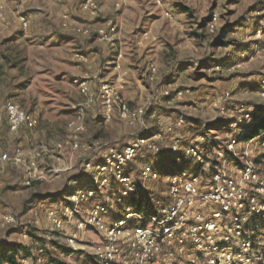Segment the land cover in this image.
Instances as JSON below:
<instances>
[{"label":"rangeland","instance_id":"374dc122","mask_svg":"<svg viewBox=\"0 0 264 264\" xmlns=\"http://www.w3.org/2000/svg\"><path fill=\"white\" fill-rule=\"evenodd\" d=\"M118 1L120 8L116 6ZM81 2L0 0L6 18L0 21V96L14 94L12 99L38 118V125L27 127L22 134L26 137L24 143L19 140L21 135L9 133L1 134V141L9 151L19 145L27 151L48 148L35 171L10 166L0 172V253L13 243L31 246L39 240L45 247L43 254L49 253L67 264H89L95 261L92 247L104 241L99 230L91 229L83 235L79 253L62 256L69 228L56 231L47 217L48 209L61 212L68 204L71 193H64L65 188L85 191L94 183L93 171H86L84 164L98 154L97 147L102 153L106 148H120L133 139L135 132L117 115L105 121L99 100L96 126L100 133L90 130L85 121L86 131L78 135L81 142L93 148H72L68 123L75 116L77 104L84 101V94L73 80L69 58L78 48L100 46L96 35L84 36L81 28L95 31L115 24L114 31L108 29L111 41L98 37L109 45L107 59L111 61L102 66L103 78L96 73L94 90L105 79L132 106L151 110L149 116L146 113V125L152 134L164 131L181 116L185 118L182 128L165 134L161 142L164 159L157 160L149 152L145 161L137 162V170L127 169L139 185L144 184L140 172L145 163L164 167V177L192 169L187 160L176 159L169 151L173 139L181 138L184 144H190L197 135L195 127L202 130L206 124L215 142L223 146L237 136L231 124L238 116L249 113L256 120L264 114V99L258 95L264 78V34H257L264 18V0H96V14L83 10ZM22 17L29 20L26 28ZM64 22L68 25L64 26ZM120 53L121 59L133 61L134 71L114 59ZM165 90L171 91L172 97H165ZM179 90H183L182 96L177 95ZM262 139L264 136L252 142L253 156L261 150ZM57 142H63L64 149H55ZM244 144L239 145V151H243ZM238 163L239 160L228 161L227 170L237 174L234 170ZM97 184L95 200L79 204L81 215L93 202L114 201L117 203L108 209L107 221L123 217L125 211L118 207L122 201L118 183L111 179L107 185ZM145 185L147 194L156 187L155 182ZM161 194L160 197L166 195ZM8 214L17 218V228L2 226ZM245 227L252 233L253 247L251 260L244 264H256L252 258L264 259V231L251 222Z\"/></svg>","mask_w":264,"mask_h":264},{"label":"built area","instance_id":"2783aa9c","mask_svg":"<svg viewBox=\"0 0 264 264\" xmlns=\"http://www.w3.org/2000/svg\"><path fill=\"white\" fill-rule=\"evenodd\" d=\"M116 6L120 8L118 1ZM81 8L96 14L98 5L96 0H82ZM3 6L0 5V21L5 20ZM26 28L29 20L22 17ZM68 23L64 22V26ZM110 31H114L115 24L109 23ZM108 29L81 28L84 36L97 37L111 41ZM257 34H264V18L259 22ZM85 61V56L77 54ZM119 67V66H118ZM155 69H153L154 71ZM97 75L93 78L97 80ZM79 84L84 101L68 127L72 132L70 143L73 149L89 150L93 145L81 142L79 134L86 131V111L92 109L100 100L104 108L105 121L118 116L127 125L133 127V139L120 148H113L102 153L97 147V155L84 164L86 171H93L94 183L88 190H76L69 197L70 203L65 205L61 212L56 208L47 210V217L56 231L68 229L66 236L67 248L78 251L85 232L91 229L99 230L104 241L92 247L95 264H244L251 260L249 256L253 247L252 233L247 230L246 223L256 224L264 231V139L262 147L256 155L250 148L252 142L260 134L249 140L241 137L249 132L254 123V117L249 113L240 115L232 122L237 131L234 136L220 145L215 142L211 129L203 125L201 132L192 143L184 144L181 138L170 142V149L175 158L187 160L192 169L181 175L164 177L160 168L155 164L147 163L140 172L144 184L135 182L128 172V165L139 154L153 153L157 160L165 155L161 142L165 134H173L175 130L185 125V118L179 117L171 122L164 131L153 134L146 125L147 109L143 106H132L110 82L101 80L98 90L89 79L74 80ZM183 90L177 95L182 96ZM165 97L171 96V91L165 90ZM258 95L264 99V78L260 81ZM8 115L9 134H18L23 126L36 127L38 118L27 112L16 101L9 100L3 106ZM2 121L0 115V172L10 163L16 166H25L28 172L37 170L39 159L48 151L46 146L33 150H26L16 146L11 152L1 141ZM246 124H249L247 126ZM245 143L243 151L239 145ZM98 145L99 143H95ZM63 142L55 143V149H64ZM244 147V146H243ZM260 160L258 161V159ZM236 164L233 175L227 170L228 161ZM164 178L168 184L165 196L156 197L148 194L138 207H127L123 217L109 223L108 209L114 207V201L108 203L93 202L85 215H81L78 206L83 201L96 196L98 182L107 185L111 179L118 183L119 201L139 193H146V182H155ZM97 185V186H96ZM252 217V219H251ZM2 226L11 225L17 228L18 220L13 215H5ZM139 223L135 224L133 221ZM253 232V231H252ZM23 244V243H22ZM23 244L29 246L31 253L43 254V243ZM20 264H32L31 259L20 253ZM61 255H66L62 250ZM256 264H264L262 256L252 258ZM42 258H40V261ZM258 261V262H257ZM52 264V263H49Z\"/></svg>","mask_w":264,"mask_h":264},{"label":"trees","instance_id":"16d2710c","mask_svg":"<svg viewBox=\"0 0 264 264\" xmlns=\"http://www.w3.org/2000/svg\"><path fill=\"white\" fill-rule=\"evenodd\" d=\"M186 11H190L189 8L184 7L183 8ZM96 34L93 33L91 36H95ZM14 94H7V95H3L1 94L0 96V108H2V106L9 100H13ZM172 97V94L171 96ZM2 135L4 133H9V122H8V115L7 113L2 110ZM151 114V110L149 112H147V115L149 116ZM86 123L88 125V128L90 130H94L96 131V133H100L99 128L96 126V118H92L91 115H88L86 118ZM26 126H23L20 131L18 132L17 135H21L19 136V140L22 141L24 139V136H22V134L27 130ZM193 129V128H192ZM196 129V131H195ZM195 129H193L195 131V135L197 133V135L200 133L201 131V127L197 126L195 127ZM264 133V114L260 115L256 118V120L254 121V123L251 125V127L249 128V132L244 134L241 139L242 140H248L252 137L258 136L260 134ZM196 135V136H197ZM164 151V149H163ZM11 155H12V151ZM148 156L147 154H139L136 159L134 161H132L129 165H128V169H136L137 170V162L142 161V160H146ZM165 155L163 156L162 159H164ZM260 160V158L258 159V161ZM147 164V163H145ZM10 166H16L12 163L8 164L6 167H10ZM17 167V166H16ZM21 167L23 169V167L25 166H18ZM164 168V167H163ZM163 168H160L161 171L163 172ZM76 178H79V175L75 176ZM155 189L153 190V192H149L148 194H151L153 196L156 197H160V195H162L161 193L166 192L168 189V184L166 182V180L164 178H160L157 181H155ZM75 191V189L73 188H65L64 193H71L73 194ZM98 191V190H97ZM147 193H139L137 195H134L132 197L129 198H125L122 199L121 203L119 204V209H123L125 211V209L127 207H138L148 196ZM95 197L91 198L94 199ZM95 200V199H94ZM68 203H70V200L68 201ZM35 237V236H34ZM39 241V240H37ZM66 254H71V253H79V251H74L70 248H65L63 249ZM23 254L24 257L30 258L32 264H67L65 263L63 260H60L58 258H54L53 256H51L49 253L48 254H32L31 253V249L29 246H24L23 244L20 243H13L11 244L8 248H5L2 253H0V264H20V257H21V253ZM40 258H42V260L40 261ZM89 264H95V261H91Z\"/></svg>","mask_w":264,"mask_h":264},{"label":"crops","instance_id":"0c3cea01","mask_svg":"<svg viewBox=\"0 0 264 264\" xmlns=\"http://www.w3.org/2000/svg\"><path fill=\"white\" fill-rule=\"evenodd\" d=\"M118 17H119V20H122L123 15L119 14ZM49 32L51 33L52 31L50 30ZM94 38H96L95 41H97V43H99V45H100L99 47H95V46L92 47V46L87 45L86 48H83V47L80 48V49L78 48V49L74 50L71 53V56H70L69 59L71 60L72 67L74 68L73 80H75L76 78L83 79V80L89 79L90 82L93 84L94 82H97V80L94 79L93 77L96 76L98 74V72L101 75L102 73L100 71L102 70V66L105 63H109L111 61V60L107 59L109 53H111V49H110L109 45L104 43V42H101V40L98 39V37H94ZM114 41H116V40H114ZM58 53H59V51L56 50L55 54H58ZM77 54H81V55L85 56L86 60L85 61L81 60L77 56ZM121 57H123V54H121V53L119 55H117V56H116V54L114 55V59H118L119 61H121L120 62L122 64L121 66L127 67V68L130 67L131 70L134 71V66L132 64L133 61L132 60H127V57L123 60V59H121ZM114 59H113V63H115V61H116ZM126 61H132V62H130V64H129ZM114 72L115 71L112 70V73H114ZM101 77L103 78L102 75H101ZM120 94H121V92H120ZM98 101H97V103H98ZM97 103L93 106L92 109H89L87 111L86 116H85L86 118H87L88 115H91L92 118H97L98 119V115L99 114H98ZM130 103L131 102H129V104ZM80 104L81 103L77 104V106L75 108L76 109L75 110V114H76ZM1 109L2 108H0V115L2 116ZM96 121L98 122V120H96ZM98 124L99 123H97L96 125H98ZM25 139H26V137H24L23 143H24ZM111 149H113V148H106L105 151L107 152V151H109ZM28 150H30V149H28Z\"/></svg>","mask_w":264,"mask_h":264}]
</instances>
